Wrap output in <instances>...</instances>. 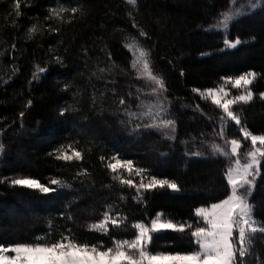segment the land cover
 I'll return each instance as SVG.
<instances>
[{
  "label": "trees",
  "instance_id": "16d2710c",
  "mask_svg": "<svg viewBox=\"0 0 264 264\" xmlns=\"http://www.w3.org/2000/svg\"><path fill=\"white\" fill-rule=\"evenodd\" d=\"M230 1L137 0L133 7L126 0H0V245L51 244L68 235L83 244L102 242L106 249L113 238L131 239L134 222L149 225L161 214L175 224L191 223L198 220L196 208L226 198L228 162L203 147L220 137L224 113L192 89L257 73L249 86L253 100L232 110L250 132L264 135V3L231 23L226 38L241 40L232 49L214 29ZM131 37L150 50L152 69L164 79L173 140L127 115L139 114L150 96L131 67ZM225 132L228 139H242L234 121ZM62 146L69 154L80 151L82 159H55ZM114 155L146 169L147 177L174 181L179 190H143L138 202L136 188L112 179L106 164ZM29 177L56 191L11 184ZM53 178L69 186L51 184ZM250 203L255 218L264 221V159ZM109 206L126 223L110 226L106 235L89 230ZM153 237V254H186L196 247L187 228ZM259 237L249 264L264 261Z\"/></svg>",
  "mask_w": 264,
  "mask_h": 264
},
{
  "label": "snow or ice",
  "instance_id": "6c2138e0",
  "mask_svg": "<svg viewBox=\"0 0 264 264\" xmlns=\"http://www.w3.org/2000/svg\"><path fill=\"white\" fill-rule=\"evenodd\" d=\"M261 2H264V0H261ZM126 3L135 7L137 0H126ZM232 3L235 4L236 0H232ZM251 6L257 7L259 4L253 2ZM16 7H19L18 3ZM65 10L63 7L59 9V11ZM50 11L58 15L56 9H50ZM71 11L76 13L79 9L72 8ZM241 14L230 8L221 14L222 19L217 20L215 26L217 28L222 27L227 31L229 22ZM133 27H136V25L133 24ZM35 30V27H33L29 31L35 32ZM139 34L140 36L147 35L143 30H140ZM130 39L131 43L126 46L134 52L131 67L136 73V79L145 81L148 87L151 88L150 94L158 98L154 105L157 109L155 117L152 123L146 124L144 127L170 129L174 133L175 121L161 115V113L167 112L163 100L159 99L167 91L164 79L162 76L155 74L152 69L150 50L145 48L136 37ZM224 44L228 48L235 49L241 44V40L237 38L235 42H232L225 38ZM40 71H44V69H40ZM101 71H104V69H101ZM256 76L257 73L249 71L234 78H223L224 83L216 88H209L204 91L196 88L192 89L193 92L199 93L202 98L211 99L212 104L221 108L225 114L220 116L221 127L218 135L225 141L227 147L214 143L211 148L213 154L218 153L228 158L225 178L227 186L230 187V192L226 195V198L194 210L195 217L198 220L177 225L171 221H162L161 214H157L155 218L150 220V227L142 221L134 222L131 225L134 229L131 239L116 240L113 238L112 246L106 249L103 247L102 242L99 246L83 244L68 235H63L61 239L51 244L0 245V261H6L7 264H39L41 261H43V264H154L156 261H170L171 264H249L248 258L251 255L257 234H260V239H264V221L255 218V205L250 203L249 200L255 187V178L259 175L261 159L264 158V135H255L250 132L243 125L240 115L232 110L231 105L237 103L248 104L253 100L254 94L248 86L252 84ZM35 78L36 74L34 73ZM227 84H231L234 88L243 87L244 94L225 99L229 96V92L225 87ZM141 91L142 89H137V93ZM260 95L264 99V93ZM136 98L139 99V95ZM119 103L123 105L125 100L122 98ZM28 104L30 105L31 101H28ZM139 106L142 107L143 104ZM65 111V109H62L60 115L63 116ZM151 112L152 106H149L148 113L137 114L129 111L127 115L131 119L146 114L151 115ZM22 115L23 113H21ZM156 118H159V123L156 122ZM233 121L244 140H250L252 145L251 149L246 152L243 162L240 158L241 141L236 138L228 139L225 132L228 124ZM167 138L174 139L175 137L167 136ZM257 144H259V147H257ZM3 148V144H0V153L3 152ZM68 148L71 149V146H68ZM56 151L58 154L55 159L57 160L68 162L73 159L77 161L82 159V153L75 149H71V154L63 146ZM196 155H199V153H196ZM232 157H235V159H231ZM101 159L104 158L101 157ZM106 167L113 173V180L118 181L121 185L136 188V195L133 198L137 199L138 202L144 199L141 189L148 191L157 187L163 189L166 186L172 190H179L178 185L168 179L151 177L145 182L142 173H145L146 169H134L132 161L118 158L117 155L112 157ZM122 171H127L129 174L134 171L136 176L141 177L139 183H134L130 178H124ZM50 183L60 187L69 186L55 178L51 179ZM11 184L38 190L41 193L56 191L45 186L39 180L30 177L13 179ZM111 213L112 209L109 206L103 213L102 220L90 224L88 226L89 230L106 235L110 226L121 228V225L126 223V217L121 218L119 214L114 216ZM186 228L190 230L192 238L190 242L196 246L189 253L153 254L149 251L148 245L154 238L153 233H157L161 229L184 232ZM7 253L13 255H6ZM258 264H264V261H258Z\"/></svg>",
  "mask_w": 264,
  "mask_h": 264
},
{
  "label": "rangeland",
  "instance_id": "374dc122",
  "mask_svg": "<svg viewBox=\"0 0 264 264\" xmlns=\"http://www.w3.org/2000/svg\"><path fill=\"white\" fill-rule=\"evenodd\" d=\"M253 2L258 3L259 6L264 3V2H261V0H236V3L235 4L232 3V0L229 2V6H228V9L226 11H228L231 8V9H234L235 11H238V12L242 13L241 15L235 17L232 21L229 22V27H230V25H231V23L233 21H235L236 19L240 18L243 15H246V14L251 13L252 11H254L255 9H257L259 7V6L252 7L251 5H252ZM220 19H222V16L220 17ZM229 27H228V29H229ZM214 29L217 30V31H220L224 35V37L226 38L228 29H227V31H225L222 27L221 28L215 27ZM225 87H226V90L229 92V96L226 97L225 99H231L235 95L244 94V88L243 87L234 88V87H232L231 84H227ZM149 89H150V92L149 93H151V88L149 87ZM149 95L150 96H148V98H146L147 100L142 102L143 106L142 107L140 106V110H139V114L140 113H148L149 106H152L151 115H147L146 114V115L140 116L143 120H145L147 122V124L152 123L153 118L155 117V113H156L157 109H156V107H154V105L156 104L157 99H158L156 96H153L151 94H149ZM165 97H166V99H164ZM159 99L163 100L164 106L167 109V112L166 113H161V115H163L165 118L169 119L168 118V115H169L168 114L169 99L167 97L166 92H164L159 97ZM209 100L211 101V99H209ZM215 106H217V105H215ZM232 107H233V105H231V108ZM219 109L223 113V110L221 108H219ZM156 122L159 123V118H156ZM149 129H153V130L159 132L165 138H167V136H174L175 137V132L172 133L170 129H156V128H149ZM175 131H176V127H175ZM170 140H173V139H170ZM240 141L242 143V147L240 149V158H241V160L243 162L244 161V156H245L246 152L251 149L252 145H251V141L250 140L245 141L244 138H243V136H242V139ZM214 143L215 144H219V145L224 146V147H227L225 145V141L221 137H219V138H216L214 140L206 141L204 143V146L203 147H204L205 152L206 153H210L212 156H215V157L217 156V157H220V158H224L228 162V158L223 157V156L219 155L218 153L217 154H213L211 146ZM257 147H259V144H257ZM118 158H120V157H118ZM231 159L234 160L235 157H232ZM263 159L264 158L261 159V162H262ZM114 162L115 161H113V163ZM260 165H261V163H260ZM260 165H259V175H257L256 178H255V184H256L257 180L259 179V176H260ZM134 169H135V167H134ZM122 175L126 179H129V178L132 179L134 181V183H139V181L141 179V177H138V176L135 175V172L134 171L131 174H129L127 171H122ZM142 176L145 178V182H147V179L150 178V177L145 176L143 173H142ZM249 179H251V177H249ZM143 190L144 189H141V191H143ZM253 191H254V189L252 190V194H253ZM252 194H251V196H252ZM251 196H250L249 200L251 199ZM161 220L162 221H169V220H166V219L162 218V216H161ZM177 225H179V224H177ZM148 226L150 227V224ZM167 230H172V229H161L159 232H161V231H167ZM6 255H9L10 256V255H13V254L12 253H7ZM0 264H7V262L6 261H0ZM39 264H43V261L39 262ZM154 264H171V262L170 261H156V262H154Z\"/></svg>",
  "mask_w": 264,
  "mask_h": 264
}]
</instances>
